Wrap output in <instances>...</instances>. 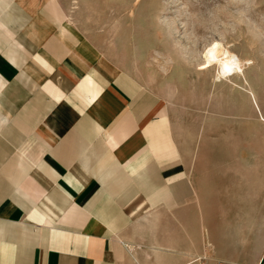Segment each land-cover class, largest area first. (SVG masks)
<instances>
[{
    "label": "crops",
    "instance_id": "crops-1",
    "mask_svg": "<svg viewBox=\"0 0 264 264\" xmlns=\"http://www.w3.org/2000/svg\"><path fill=\"white\" fill-rule=\"evenodd\" d=\"M194 196L161 97L64 0H0V264H264Z\"/></svg>",
    "mask_w": 264,
    "mask_h": 264
},
{
    "label": "rangeland",
    "instance_id": "rangeland-1",
    "mask_svg": "<svg viewBox=\"0 0 264 264\" xmlns=\"http://www.w3.org/2000/svg\"><path fill=\"white\" fill-rule=\"evenodd\" d=\"M64 2L98 55L161 97L190 161L194 205L237 230L246 258L264 239V115L245 83L264 109V0ZM213 41L251 62L243 76L215 79L202 57ZM149 250L139 248L137 264Z\"/></svg>",
    "mask_w": 264,
    "mask_h": 264
},
{
    "label": "bare ground",
    "instance_id": "bare-ground-1",
    "mask_svg": "<svg viewBox=\"0 0 264 264\" xmlns=\"http://www.w3.org/2000/svg\"><path fill=\"white\" fill-rule=\"evenodd\" d=\"M204 60L216 66V80H230L233 76H243L245 69L251 64L248 59H240L236 54L228 51L220 42L213 41L202 52ZM248 93L252 96V89L248 83Z\"/></svg>",
    "mask_w": 264,
    "mask_h": 264
},
{
    "label": "built area",
    "instance_id": "built-area-1",
    "mask_svg": "<svg viewBox=\"0 0 264 264\" xmlns=\"http://www.w3.org/2000/svg\"><path fill=\"white\" fill-rule=\"evenodd\" d=\"M213 264H233V263H226V262H214Z\"/></svg>",
    "mask_w": 264,
    "mask_h": 264
}]
</instances>
